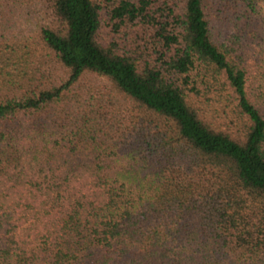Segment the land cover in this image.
<instances>
[{"label":"trees","instance_id":"trees-1","mask_svg":"<svg viewBox=\"0 0 264 264\" xmlns=\"http://www.w3.org/2000/svg\"><path fill=\"white\" fill-rule=\"evenodd\" d=\"M0 264H264V0H0Z\"/></svg>","mask_w":264,"mask_h":264},{"label":"rangeland","instance_id":"rangeland-1","mask_svg":"<svg viewBox=\"0 0 264 264\" xmlns=\"http://www.w3.org/2000/svg\"><path fill=\"white\" fill-rule=\"evenodd\" d=\"M109 28H107L106 30H108Z\"/></svg>","mask_w":264,"mask_h":264}]
</instances>
